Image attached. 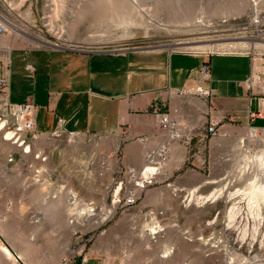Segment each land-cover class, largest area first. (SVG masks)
<instances>
[{
	"label": "rangeland",
	"instance_id": "374dc122",
	"mask_svg": "<svg viewBox=\"0 0 264 264\" xmlns=\"http://www.w3.org/2000/svg\"><path fill=\"white\" fill-rule=\"evenodd\" d=\"M253 1L0 0V14L9 21L6 24L21 30L10 31V26H6L7 32L0 35V74L8 59V52L4 50L18 37L30 47L42 49L51 48L42 43L90 52L163 46L169 50H195L204 54L249 53L264 59L260 56L264 47L257 48L254 43L258 42L241 35L254 12L250 7ZM256 4L264 8V0H256ZM150 17L154 19L152 24ZM134 24L146 26L147 30L138 29L142 34L132 36L130 26ZM232 42L249 44L243 48L224 45ZM3 115L6 113L0 108V116ZM8 121L11 125L12 120L8 118ZM253 129L256 128L228 124L218 131L210 167L205 173L208 185L197 189L194 185L184 187L173 181H160L141 192L136 206L127 210L116 208L110 221L100 228H96L95 223L103 222L95 218L91 232H84L79 221L86 213L84 204L90 202L84 199L92 197V203L114 212L111 204L114 190L122 184V197L129 187L122 170L123 145L119 157L109 159L111 154L98 153L97 139L61 134L39 141L49 154L48 162L41 163L30 157L23 161L25 169L32 167L42 171L38 178H35L36 173L30 177L37 197H45L44 203L55 202L57 197H69L67 211L72 212V216L68 215L67 220L74 221L73 239L72 247L63 257L70 256L72 261L76 260L75 264H82L84 259L85 264H264V200L257 202L249 198L264 184V167L258 159L264 152L263 130L257 129L252 143L245 149L241 147L243 139H251ZM12 152L13 147L8 158ZM223 188L221 197L189 203L195 189L196 195L206 198ZM70 197H77L79 204L70 206ZM96 197L106 198L104 203H99L95 202ZM3 198L0 197V209L6 212ZM233 208L238 214L231 221ZM149 210L163 212L158 228L146 216ZM255 228L256 234L253 233ZM0 245V264H20L14 260L16 250ZM29 246L20 252L25 251L30 261L38 263L39 249L32 248V242ZM4 248L12 254L10 258L4 254Z\"/></svg>",
	"mask_w": 264,
	"mask_h": 264
},
{
	"label": "crops",
	"instance_id": "0c3cea01",
	"mask_svg": "<svg viewBox=\"0 0 264 264\" xmlns=\"http://www.w3.org/2000/svg\"><path fill=\"white\" fill-rule=\"evenodd\" d=\"M25 42L18 37L4 50L8 59L0 80L8 85L0 92L13 105H34L40 140L57 133L95 138L98 153L111 154L109 159L119 157L123 145L122 170L142 171L151 155L154 163L164 162L158 182L198 189L209 184L205 173L218 135L209 133V126L217 124L219 131L228 124L243 125L264 132V84L249 87L253 77L264 79V59L254 54L190 55L163 46L61 51ZM205 62L210 64L206 86L213 93L207 101L193 93ZM159 103L166 106L179 137L162 130L161 117L152 112ZM10 148L0 136V197L7 209H0V243L16 250L20 264H58L72 247L69 197L44 203L30 177L36 170L9 163ZM84 200L94 202L92 197ZM31 242L40 251L38 263L20 252Z\"/></svg>",
	"mask_w": 264,
	"mask_h": 264
},
{
	"label": "built area",
	"instance_id": "2783aa9c",
	"mask_svg": "<svg viewBox=\"0 0 264 264\" xmlns=\"http://www.w3.org/2000/svg\"><path fill=\"white\" fill-rule=\"evenodd\" d=\"M4 16L0 14V35L5 34L7 31L5 24ZM241 35L244 39L252 40L254 42H264V8H256L252 15L250 16L249 22L242 28ZM256 49V48H255ZM264 50V48H263ZM185 54L190 55H200L204 54L199 51H184V50H174ZM236 53V52H229ZM260 56L264 57V53ZM200 79L197 82L196 88L193 90V93L198 96L204 98L206 101L210 99L213 95L212 90L206 86V82L210 79V64L209 62H205L200 70ZM264 84V79L261 81L260 78H252L249 81V87H257ZM8 82L6 79L0 80V87L4 90L7 87ZM0 108L6 113V116H0V133L2 132V138L9 142L11 147H13L14 152L9 155L8 162L9 163H24L23 159L26 157H30L35 161H39L41 163L48 162L50 160L49 154L44 151L45 149L41 148L39 145L40 135L34 129L35 121V107L31 103H26L23 105H13L11 104L5 96V92H0ZM152 112L160 116V126L164 131H174L175 136L179 137L176 132L175 124L170 119V113L167 112V108L164 104L159 103L154 105L152 108ZM11 115L10 117L8 116ZM5 118V120H3ZM8 118L12 120V124L8 121ZM3 123V124H2ZM1 125H4L1 127ZM218 125L213 124L209 126L208 131L212 135H216L218 133ZM7 135H9V140L6 139ZM57 135H61V133H57ZM73 137V136H72ZM74 138V137H73ZM19 156V160L17 158ZM161 156H165L164 153ZM153 156H149V167H152L153 171L150 172L149 168L146 167L142 171H135V169H128L125 175L127 176L129 187L125 189L122 197H120V192L122 191V184L118 185L113 192L112 198V206L114 212L112 210H107L101 208L95 203L87 202L84 205L87 206L86 213H83V219L79 220L81 222V228L84 232H91L95 227L100 228L105 222L110 221L111 216L115 213L116 208L118 210L119 207L124 209H130L137 205L139 201V197L141 196V192L145 189L154 186L158 183V176L161 173V164L154 163ZM41 170L36 169L35 178L39 177L41 174ZM39 179H36L35 182L39 183ZM70 206L78 205L77 197H70ZM116 202V204H115ZM112 208V209H113ZM69 216H72V212H70ZM102 216V218H100ZM146 216L150 219L155 228L160 226L161 221L159 220L163 216V212H158L156 210H149L146 213ZM99 218L103 223L96 222L94 224V219ZM92 219V220H91ZM71 225H73L74 221H69ZM86 245H84V248ZM75 261H72L71 257L67 256L63 259L62 264H75ZM82 264L87 263V260L84 259Z\"/></svg>",
	"mask_w": 264,
	"mask_h": 264
},
{
	"label": "bare ground",
	"instance_id": "6f19581e",
	"mask_svg": "<svg viewBox=\"0 0 264 264\" xmlns=\"http://www.w3.org/2000/svg\"><path fill=\"white\" fill-rule=\"evenodd\" d=\"M250 7H251V9L254 11L256 8H257V4H256V0L255 1H253L252 3H251V5H250ZM127 19V18H126ZM150 19V22L149 23H151L152 24V22H154V19L153 18H149ZM129 20V19H128ZM6 21H8L7 19H5V24H6ZM9 22V21H8ZM129 23V22H128ZM133 23V22H132ZM127 24V23H126ZM130 25V24H129ZM132 25V24H131ZM6 26H10V28H11V30L12 31H14V32H20L21 30H20V28H18L17 26H14V25H12V24H6ZM128 26V25H127ZM7 28V27H6ZM130 28H131V32H130V34L132 35V36H137L139 33H141V32H138V29H142L143 31H144V29L145 30H147L146 29V26L145 27H137L135 24L133 25V27L132 26H130ZM129 28V29H130ZM148 28V27H147ZM149 30V29H148ZM7 32V31H6ZM5 32V33H6ZM142 34V33H141ZM144 34H145V32H144ZM129 36V35H128ZM131 38H133V37H131ZM136 38V37H135ZM247 44H249V42H238V43H235V42H232V43H228V44H224V45H231V47H237V46H239V47H246L247 46ZM255 44V46L257 47V48H260V47H264V42H258V43H254ZM183 45V44H182ZM204 47H206V46H204ZM203 47V48H204ZM3 124V123H2ZM4 125H1V127H3ZM256 133H258L257 131H252V135H251V139L250 140H242L241 141V147H243L244 149L245 148H247V146H249V144L250 143H252V141H253V139L254 138H256ZM262 135H263V137H264V132L262 133ZM6 139L7 140H9V135H7V137H6ZM259 159V164H260V166H263L264 167V152L261 154V156L258 158ZM251 161H249L248 162V169H250L252 166H251ZM148 168H149V171L150 172H152L153 171V169H152V167H149V166H147ZM161 168H163V164H162V166H161ZM224 191H225V189L223 188L218 194H213V195H210V196H208V197H206V198H204V197H201V196H197L196 197V195L193 193V195H191L190 197V200H189V203L190 204H193V203H200L201 201H204V202H207L208 200H210L212 197V199H215L216 197H221L223 194H224ZM192 193V192H191ZM190 195V194H189ZM188 195V196H189ZM261 196V197H260ZM251 200H256L257 202H259L260 200H264V184L263 185H261V186H259L258 187V189H257V191H254V192H252L251 194H250V197H249ZM115 204H116V202H115ZM231 213H230V219H231V221H234L235 220V218H236V216H237V210L235 209V208H233L232 209V211H230ZM258 217H260V215H258ZM70 223V222H69ZM246 231H247V228H245V230H244V236H246L245 234H246ZM254 234H256L257 233V229L255 228V230H254V232H253ZM3 252H4V254L8 257V258H10V256H12V254L10 253V251L8 250V249H5L4 248V250H3ZM15 257H13V259H14ZM15 261H17V259L15 258L14 259Z\"/></svg>",
	"mask_w": 264,
	"mask_h": 264
},
{
	"label": "water",
	"instance_id": "95a60500",
	"mask_svg": "<svg viewBox=\"0 0 264 264\" xmlns=\"http://www.w3.org/2000/svg\"><path fill=\"white\" fill-rule=\"evenodd\" d=\"M42 45H45V46H48V47H51V48H55V49H58V50H61V51H66L68 50L67 48H63V47H60L58 45H52V44H44L42 43ZM114 52V51H113ZM17 257V256H16ZM17 259L19 260V258L17 257Z\"/></svg>",
	"mask_w": 264,
	"mask_h": 264
}]
</instances>
